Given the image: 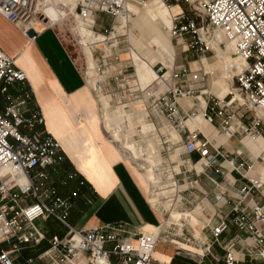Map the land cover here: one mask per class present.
Returning a JSON list of instances; mask_svg holds the SVG:
<instances>
[{
	"label": "built area",
	"instance_id": "built-area-1",
	"mask_svg": "<svg viewBox=\"0 0 264 264\" xmlns=\"http://www.w3.org/2000/svg\"><path fill=\"white\" fill-rule=\"evenodd\" d=\"M41 1L0 0V12L26 34L30 31L37 34L38 28L49 21ZM148 1L75 0L78 16L94 32L100 15L113 20L99 33L104 39L103 51L98 55L102 61V74L110 76L96 79L91 87L98 103H102V98L107 99L108 109L101 106L107 114L110 113V98L116 95L110 92V84L114 79L119 93V107L135 114L145 113L144 121L150 126L146 133H133L130 131L133 130L130 127L132 124L121 118L116 122L106 114L108 127L117 126L113 135L124 140L123 148L130 154L125 143L132 141H136L138 150L145 148L161 157L164 154L166 157H163L169 162L163 169L169 175L174 174L178 188L177 177L181 174V167L174 166L171 159L177 156L174 154L175 147L183 145L187 155H200L197 164L202 163L204 168L213 169L223 176L226 175L222 164L224 159L247 180L248 185L242 188L244 194L250 193L252 188L260 189L262 182L247 176L252 165L228 157L220 146L212 144L204 134L202 125L190 129L186 122L201 115L207 124H213L218 119L222 133L228 138L246 136L257 139L264 136V0H186L196 17L187 12L172 17L168 28L172 40L184 41L198 60L206 59L208 53L215 51L220 32L226 41L233 44L234 55L246 63L243 71L233 75L232 90L224 97L214 95L207 89L212 71L205 68L191 69L175 63L169 67L163 64L155 66L157 80L146 87L141 86L135 69L134 79L120 81L131 68L128 61L121 60L118 42L123 37L121 30L128 26L134 16L128 5L136 2L146 6ZM26 80V73L0 50V97L4 96L6 101L4 112H0V264H17L16 255L19 252L39 247L43 243L47 244V248L29 257L26 264H157L154 253L160 232L141 233L132 241L126 237L127 230L123 224L84 230H78L71 224L70 215L80 195L79 191H73L68 196L60 195L52 176L60 172L65 160L61 143L42 131L45 120L39 110L29 112V93L19 97L9 93L11 85L25 83ZM202 96H207L204 107ZM183 100L190 101L194 108L186 117L181 115ZM142 122L136 117L132 120L137 127H141ZM171 131L176 132L177 138L172 136ZM113 135L107 136L116 144ZM130 159L134 162L132 157ZM176 167L179 172H176ZM77 176V173L68 174L63 185ZM83 185L84 181H81L80 186ZM177 193L179 196L181 191L178 189ZM222 197L217 194L215 199L219 201ZM233 210V222L239 236H249L253 252L259 259L254 264H264V200L252 208L239 203ZM51 219L66 229L64 236L51 234L50 229L43 226ZM168 225L176 226L174 223ZM230 229L229 222L223 217L217 225L212 226L211 232L218 241ZM203 245L205 249H199L204 250V253L210 252L212 243ZM112 257L118 258V263H114ZM218 264L241 263L231 246Z\"/></svg>",
	"mask_w": 264,
	"mask_h": 264
},
{
	"label": "crops",
	"instance_id": "crops-1",
	"mask_svg": "<svg viewBox=\"0 0 264 264\" xmlns=\"http://www.w3.org/2000/svg\"><path fill=\"white\" fill-rule=\"evenodd\" d=\"M74 1L69 5L72 12L75 9ZM163 1L170 8L167 4L170 0ZM176 1L177 3L170 8L174 14L185 12L186 5ZM49 2L50 0H42L40 3L49 21L38 28L39 32L34 37H30L0 12V50L12 58L16 66L27 76L25 83L11 85L9 93L13 97L29 93L30 99L27 102L29 112L39 110L45 120L42 131L51 134L61 143L65 160L60 166V172L53 173L52 176L60 195L68 196L73 191H79L80 195L70 215L71 224L78 230L123 224L127 230L126 237L132 241L141 233L160 232L154 253L157 264H218L231 246L241 264L257 263L259 259L253 252L249 236L247 234L239 236V231L234 226L233 209L239 203L246 208H252L264 200V136L257 139L246 136L228 138L222 133L218 119L213 124H207L201 115L189 119L186 125L190 129L202 125L204 134L212 144L220 146L228 157H235L238 161L252 165L247 176L261 181L262 187L252 188L250 193L244 194L242 188L248 185L247 180L236 173L224 159L222 164L225 167V176L215 173L213 169L204 168L202 163L197 164L200 155L198 153L187 155L183 145H178L175 152H178L176 155L179 154L178 157L182 161L181 174L178 175L181 183L179 185L182 188L180 191L187 212L182 213L173 209L167 220L176 226L168 225L164 213L149 199L151 183L145 174L123 154L118 145L109 140L103 130L99 103L93 89L55 27L66 13L54 7L53 0L50 4ZM160 3L161 0H152L146 11L155 13ZM160 15L166 18L163 13ZM98 18L102 31L108 25L106 21L109 17L100 15ZM79 30L84 34L91 33L96 42L103 39L101 34H96L83 24ZM156 34L160 43L158 51L163 57H167L165 63L168 66L176 57L175 63L178 66L197 69L196 64H200L199 68L208 69L204 63L207 57L205 60H197L193 52L186 53L189 50L188 47L185 48L184 43L179 45L181 40L173 39L178 43L175 46L168 35L161 33L160 29L159 35ZM220 43L216 45L215 51L220 58L218 65L222 67L223 76L214 81L213 86L210 81L216 71L212 70L213 75L208 80L207 89L214 95L224 97L229 93L233 83L231 85L232 76L225 75L224 60L226 61L229 52L228 46L226 45V51L221 50ZM88 55L92 60L91 51H88ZM151 59L154 71V61ZM140 66L141 61L138 62V67ZM134 67L137 75L136 66ZM231 67L232 64L229 63V68ZM205 99L207 96H202L203 107ZM5 107V97L1 96L0 112H4ZM193 111L191 102L183 100L181 115L186 117ZM171 134L174 138L178 136L175 131ZM176 172H179L178 167ZM70 173H77L78 176L68 180L67 185H63V181L67 180ZM81 181H84L83 186H80ZM175 182H172V185L177 197L178 184ZM217 194L223 196L219 201L215 199ZM223 217L229 222L231 229L216 241L211 228ZM182 224L186 226L183 227ZM45 225L51 234L60 236L66 234V229L54 219L43 224ZM258 227L260 228V225ZM203 243H212L210 252H203L201 249H205ZM28 249L31 248L25 250ZM36 255L38 253L34 256ZM29 257L33 255L26 258L23 256L21 261ZM112 261L118 263L119 259L112 257ZM23 264H26V261Z\"/></svg>",
	"mask_w": 264,
	"mask_h": 264
},
{
	"label": "rangeland",
	"instance_id": "rangeland-1",
	"mask_svg": "<svg viewBox=\"0 0 264 264\" xmlns=\"http://www.w3.org/2000/svg\"><path fill=\"white\" fill-rule=\"evenodd\" d=\"M74 0H53V5L59 10H62L66 13L61 19L59 23L55 25L63 43L67 47L69 53L73 57L74 61L76 62L78 68L81 70V72L86 77L88 83L93 88L96 79H99L103 77L104 79L109 77L110 74H102V61L101 58L98 57L99 53L103 51L102 42L104 39H100L98 42L95 41L94 36L91 33H81L80 26L85 25L87 26L84 21L78 16L76 12V2H75V9L74 11L69 10L70 3ZM183 5H186L185 12L190 14L192 17H196L194 14V11L192 9V6L189 2L186 0H178ZM152 0H149L146 6H140L136 2H131L129 4L130 8L134 12V16H132L130 23H128V26L126 28H123L121 30V35L123 37H120L118 39L119 42V51L122 53L121 60L122 61H128L127 64L131 65V68L128 71V74L120 79V81H124L127 78H135L134 75V65L137 69V75L139 80L141 81V75L145 78V84L140 82L142 87H146L152 83H154L157 80V73L156 71L152 69V62L150 59L152 58L154 61L153 68L157 65L160 66L161 64L169 67L165 60H167V57H163L161 52L158 51L160 48V43L157 40V34L159 35V29L161 33L164 35H168V37L171 39L172 44L175 46L178 45L177 41H173L170 33L168 32V28H170L172 23V17L174 12L172 11L171 6L174 5V3H177L176 0H170L168 1V8L163 0H161L159 8H157V11L155 13H151L149 11H146L149 6H151ZM163 13L166 18H162L160 15ZM124 19L126 17L123 16ZM107 19V18H106ZM106 21V20H105ZM113 22L112 18H108V21H106V24H111ZM100 22L97 23L95 27L96 33H101L100 30ZM105 24V23H104ZM88 27V26H87ZM80 32V33H79ZM82 35V36H81ZM134 39V40H133ZM218 41L222 43L221 50L226 51V45L228 46V53L226 61L224 60V66L226 67V76H232L229 63L232 64V66H236L238 64H242V61L237 59V57L234 55L232 44H228V42L224 39L223 35L218 32ZM93 43V44H92ZM181 43H184V41H181ZM185 48H187V45L185 44ZM88 51H91L92 60L89 58ZM186 53H192L191 51H186ZM162 56V57H161ZM208 58L204 63L207 66V70L209 71H216V74L213 79H211V84L214 86V81H217L221 79L223 76L222 67L218 65L220 58L218 56V53L216 51L210 52L206 55ZM151 59V60H152ZM198 60V59H197ZM205 60V59H204ZM141 61V66L138 67V62ZM176 57L174 61L171 63H175ZM90 63H93L90 65ZM170 63V65H171ZM201 63V62H200ZM176 64V63H175ZM156 67L154 69H156ZM196 67L199 68L200 64H196ZM236 69V68H235ZM231 85L232 78H231ZM111 89L110 92H114L116 95L110 98V113L107 114L106 111L102 108V106L105 107V109H108L109 104L108 100L105 98H102V103L99 102V112L103 119L102 126L103 130L107 135L111 134L113 135L114 130L117 129L116 125H111V127H108L107 124H109V120L106 123L105 121V115L107 114V117L113 120H116V122H119V118H121L123 121L128 122L130 127H133V130H130L133 133H146L149 131V124L144 121L145 113L138 112L133 113L131 110L122 109L121 105H118V96L119 93L118 89L116 87L115 80L113 79L111 82ZM213 91V90H212ZM102 105V106H101ZM118 110L117 114L115 113ZM113 113V115L111 114ZM115 113V114H114ZM135 114V115H134ZM136 117L137 120H140L142 122L141 127H137L133 125L132 120ZM117 124V123H116ZM173 132V131H171ZM115 134L113 135V137ZM116 144L123 150V153L127 157H132L135 164L138 166L137 168L139 171L143 174H145V177L147 178L148 182L151 183V187L149 186V199L151 202L156 205V207L161 210L164 215L165 219H169L171 212L173 209L178 210L179 212L186 213L185 207L183 205V199H182V193L179 196H175L176 192H174V188L172 185V182H175V179H173L174 174H167L166 169H163L167 167L169 160H166V157L164 154L163 156L159 155H153L151 151H148L145 148H141L138 150L139 147L136 146V141L132 142H126V148L130 150L131 154L128 150H124L123 142L124 140H119L117 136L114 137ZM118 139V140H117ZM179 146H176L177 149ZM178 152H175L176 154ZM179 155V154H178ZM144 159V160H141ZM141 160V161H139ZM172 164L174 166H178L181 164V160L178 156H174L171 159ZM144 166V167H142ZM156 166H158V170H156ZM156 170V171H155ZM176 170V169H175ZM169 176V177H168ZM180 177H178V180ZM179 184L180 181H179ZM180 186V185H179ZM181 190V186L178 188ZM178 195V193H177ZM182 199V200H181ZM176 218V217H172ZM46 244L31 248L25 251L19 252L17 256V264H23L26 261V257L29 255H35L37 253L42 252L46 248ZM25 257L23 261H21L22 257Z\"/></svg>",
	"mask_w": 264,
	"mask_h": 264
},
{
	"label": "bare ground",
	"instance_id": "bare-ground-1",
	"mask_svg": "<svg viewBox=\"0 0 264 264\" xmlns=\"http://www.w3.org/2000/svg\"><path fill=\"white\" fill-rule=\"evenodd\" d=\"M224 37V36H223ZM225 39V38H224ZM228 42V41H227ZM220 43V41H218L217 40V42H216V44H215V46H214V49H215V47H216V45L217 44H219ZM229 44H232V43H230V42H228ZM232 47H233V51H234V46H233V44H232ZM175 54H177V53H175ZM237 59H239V58H237ZM239 60H241V59H239ZM242 61V64H238L237 63V65L236 66H232L231 67V72L232 73H239V72H241V71H243L244 70V67H245V65H246V63L243 61V60H241ZM236 68V69H235ZM141 81H143V82H145V78L141 75ZM232 90V87L230 88V90L229 91H231ZM167 222L168 223H170L168 220H167Z\"/></svg>",
	"mask_w": 264,
	"mask_h": 264
},
{
	"label": "water",
	"instance_id": "water-1",
	"mask_svg": "<svg viewBox=\"0 0 264 264\" xmlns=\"http://www.w3.org/2000/svg\"><path fill=\"white\" fill-rule=\"evenodd\" d=\"M30 37H34L36 34L34 31H30L29 34H28Z\"/></svg>",
	"mask_w": 264,
	"mask_h": 264
}]
</instances>
